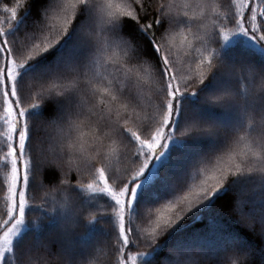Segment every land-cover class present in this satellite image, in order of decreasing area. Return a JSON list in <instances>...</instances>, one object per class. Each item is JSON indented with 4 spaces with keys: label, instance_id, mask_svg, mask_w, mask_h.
<instances>
[{
    "label": "snow or ice",
    "instance_id": "6c2138e0",
    "mask_svg": "<svg viewBox=\"0 0 264 264\" xmlns=\"http://www.w3.org/2000/svg\"><path fill=\"white\" fill-rule=\"evenodd\" d=\"M5 12L0 264H264L244 238L264 245V0H17ZM177 32L195 76L177 65ZM51 174L60 194L37 202ZM205 216L187 231L185 217Z\"/></svg>",
    "mask_w": 264,
    "mask_h": 264
},
{
    "label": "trees",
    "instance_id": "16d2710c",
    "mask_svg": "<svg viewBox=\"0 0 264 264\" xmlns=\"http://www.w3.org/2000/svg\"><path fill=\"white\" fill-rule=\"evenodd\" d=\"M115 2H119V0H115ZM213 2H216V0H213ZM17 3V0H0V22L4 20V18L8 15V13L5 12V8L7 7H12L15 6ZM156 0H152L153 7L155 6ZM39 5H37L38 7ZM20 14H23V8L20 10ZM219 11V9H218ZM61 22L60 19H55L50 21V24L58 25ZM210 24V21H208ZM4 27H7V25H3ZM203 35V33H201ZM188 39H192L191 36L188 37ZM172 43L174 45V55L177 60V65L178 67H182L185 72L188 73L189 76H195L196 72L193 70L191 72H188V64L185 63V43H184V37L178 33V37L173 38ZM196 53H194L195 55ZM253 54L257 58V62L264 61V57H261L258 52H253ZM194 67V66H193ZM55 174L48 175L44 178V184L43 187L39 190L37 195V202H39V197L47 194L50 198H55L60 194V185L58 183H49V180L53 178ZM75 174H73V177H70V180L72 183L77 182V178H74ZM87 195V193H85ZM6 196V186H5V179H4V172L3 170H0V209H3L4 207V197ZM226 200L221 202V208L222 211L226 214V219H227V214L229 213V202L234 198L232 193H227L226 194ZM96 208L98 211H103L104 210V204L103 201H96ZM35 215V214H33ZM33 215L29 216V219L33 218ZM185 221H187V231L189 233L192 232H197L200 230H203L205 224L208 222L207 217H203L199 220H189L188 217H185ZM139 223V221H138ZM181 223H184L182 221ZM83 231V229H81ZM250 244H252L255 249L257 250V253H259V249L264 246L262 245L260 239L251 233H248L244 237ZM163 242V241H161ZM108 253V249H103L102 251L100 249L97 250V255L100 257L101 260H103ZM164 255H166V252L163 253L158 260H162L164 258ZM260 256L257 254L255 257L254 264H259Z\"/></svg>",
    "mask_w": 264,
    "mask_h": 264
},
{
    "label": "rangeland",
    "instance_id": "374dc122",
    "mask_svg": "<svg viewBox=\"0 0 264 264\" xmlns=\"http://www.w3.org/2000/svg\"><path fill=\"white\" fill-rule=\"evenodd\" d=\"M178 33H179V32L175 33L173 38H176V39H177V37H178Z\"/></svg>",
    "mask_w": 264,
    "mask_h": 264
}]
</instances>
